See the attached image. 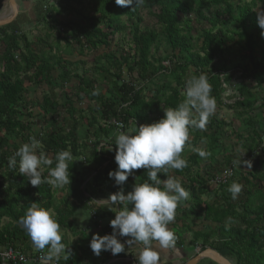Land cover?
Returning a JSON list of instances; mask_svg holds the SVG:
<instances>
[{
  "label": "trees",
  "instance_id": "obj_1",
  "mask_svg": "<svg viewBox=\"0 0 264 264\" xmlns=\"http://www.w3.org/2000/svg\"><path fill=\"white\" fill-rule=\"evenodd\" d=\"M33 1V23L41 24L40 34L34 35V41L20 25H15L17 23L0 27V250L8 245L21 249L30 247V236L21 220L33 203L54 211L61 230L73 231L71 217L78 208L94 210L99 218L107 214L95 202L101 192L122 189L127 194L135 184L147 180V171L143 168L134 170V176H129L122 186L109 177V172L118 167L112 134L128 129L131 124L139 127L163 118L164 109L176 108L185 99L186 81L193 76L206 75L216 105H225L239 115L253 111L259 102L257 93L264 90V29L258 24L260 15L252 10V1L144 0L137 7L134 4L121 7L115 0ZM3 2L0 0V9ZM143 11L154 20V26L139 28ZM189 13L196 23L195 29L190 25L191 19L185 17ZM128 22L131 24L130 50L116 54L109 50V38L124 31ZM229 23L234 25L233 29H229ZM161 40L171 51L165 58L152 51ZM241 40V50L247 53L244 57L248 59L242 66L227 56ZM259 47L261 55L257 57L255 50ZM73 53L95 57L94 80L73 73L78 80L76 96L85 98L87 112L74 108L69 102L67 118L58 123L53 114L59 104L44 95L35 106L39 104L43 116H52L51 128L34 135L30 123L20 118L25 113L31 114L33 101L27 99L28 86L43 83L53 90L57 79L67 82L71 78L70 62L64 56ZM234 70L239 72V83L224 96L223 85L229 84ZM125 73L130 81L123 79ZM100 85L105 87L104 93ZM262 98L260 106H264V96ZM117 122L121 127L116 126ZM248 122L254 125L251 120ZM79 125L84 126L86 132L82 141L76 135ZM224 125L225 121L213 115L206 130L190 129V144L186 147L190 146L191 151L182 156L188 167L182 171L169 170L190 192L188 206L181 210L179 219H198L185 228L192 235L191 243H198L200 250L209 247L221 251L235 264H264V190L256 182L264 180V144L260 147L252 138L243 158L250 160L252 167L243 165V170L236 174L233 163H229L234 171L225 184L209 189L208 181L199 171L201 164L213 160L221 145ZM33 136L41 142L38 152L43 151L54 161L52 166L44 167L45 178L50 167H55L57 152L70 150L73 155L69 163L71 184L60 188L59 199L53 186L43 183L36 188L20 175L19 157L14 168L10 165V158ZM17 138L21 139V144L16 142ZM111 147L112 150H108ZM194 148L204 149L210 155L201 158ZM258 148L260 155L255 153ZM161 174H158L160 178ZM234 181L243 185L236 200L227 191ZM202 195L214 200H203ZM207 221L216 223L215 229L195 230V226ZM103 228L113 231L110 224ZM107 259V251L96 256L92 250H83L80 257L74 251L63 261L103 264ZM198 264L215 263L200 261Z\"/></svg>",
  "mask_w": 264,
  "mask_h": 264
},
{
  "label": "clouds",
  "instance_id": "obj_2",
  "mask_svg": "<svg viewBox=\"0 0 264 264\" xmlns=\"http://www.w3.org/2000/svg\"><path fill=\"white\" fill-rule=\"evenodd\" d=\"M143 3L144 0H115V4L121 7L133 4L137 7ZM258 24L264 29V19L259 16ZM211 93L212 85L206 75L193 76L186 81L185 99L176 108L164 109L163 118L152 124L136 126L131 134L121 132L116 135L115 162L118 167L109 172V177L114 179L116 185L122 186L129 176H134V170L143 168L147 171V180L135 184L127 194L121 189L107 199L97 201L110 205L106 208L115 213V218L110 221L111 234L92 236L89 246L94 255L99 256L102 251H110L112 255L124 253L125 243L118 237L129 238L126 243L130 246L141 245L137 264H159L157 247H174L176 236L168 225L175 220L176 209L180 202L189 199L190 192L179 179L167 176L162 180L158 174H167L170 169L182 171L188 167L182 153L190 144V129L206 130L210 117L216 112V99ZM40 144L36 137H30V142L23 144L10 158V165L14 168L16 157H19L20 175L27 178L33 187L39 188L43 183L56 188L70 185L71 151L57 152L55 167H50L45 178L42 175L44 167L52 166L54 161L43 151L38 152ZM108 150H112V147ZM193 150L201 158L210 155L201 148ZM241 165L251 168L252 162L243 158L233 161L234 167L241 168ZM242 190L243 185L236 181L227 189L233 200L239 198ZM21 223L38 250L49 248L45 259L49 264H55L54 257L58 259L65 246L60 225L50 211L33 203Z\"/></svg>",
  "mask_w": 264,
  "mask_h": 264
},
{
  "label": "rangeland",
  "instance_id": "obj_3",
  "mask_svg": "<svg viewBox=\"0 0 264 264\" xmlns=\"http://www.w3.org/2000/svg\"><path fill=\"white\" fill-rule=\"evenodd\" d=\"M18 7V12L15 17V19L12 21L9 25H14L13 23H17L15 25H20L22 30L26 33L28 38L32 41L34 38V35H38L39 29L41 28V24L35 25L33 23V15H32V6L34 1L33 0H15ZM233 2H242V3H252V10L255 11L260 15L261 19H264V0H232ZM3 7V6H2ZM2 10V9H1ZM0 10V11H1ZM4 11V10H3ZM2 11V12H3ZM0 12V14L2 13ZM187 18L191 19L190 25L192 29H195L196 23L194 20H192V14H185ZM142 21L139 22V28L140 29H146L154 26V20L147 14L146 11H143L142 14ZM62 19H65L63 16ZM70 18V16H69ZM74 20H77L73 17ZM128 22L126 25V29L121 32H116L112 37L109 38V50L115 51L116 54L118 53H128L130 50V43L129 39L131 37V34L129 32V29L131 28V24ZM229 29H233L234 25L232 23H229L228 25ZM195 32L192 31V35L194 36ZM243 43V40H241V44L233 45L231 52L227 55L229 58L233 59L234 62H236L238 65H244L248 63V59L244 56L247 54L246 52L241 50V45ZM262 44V43H261ZM40 46L37 45V48ZM101 50V49H100ZM156 53V55L165 58L167 55H171V51L169 47L163 42V40L158 42L157 48L155 46V49H153ZM261 47L256 48L255 52L257 57H260L261 55ZM103 50L99 53L101 54ZM97 54V55H99ZM96 55V56H97ZM64 58L70 62L69 66V72L71 75V78L67 80V82H62L59 79L56 80L53 84V90L49 88L45 84L41 85H31L28 86L27 91V99L31 102L33 101V104L29 107L31 108L29 111L31 114L28 116L25 113V116H21V119H24V121H28L30 123L31 131L34 135H37L39 132H44L46 130H49L51 128V125L49 122H51V115L43 116V113L41 112L39 108V101L42 99L44 95H49L52 99L58 102L59 106L56 109V112L53 114L54 118L58 123H60L63 118H67V111H66V104L69 102H72V105L76 109H81L87 112L86 103L87 101L85 98H77L76 96V85H77V78L73 75H85L89 79H93L96 77L95 73L93 72L92 68L94 66L93 60L94 55L90 54L89 56H81L77 53H73L69 56H64ZM164 63V60L162 61ZM162 63V64H163ZM155 64V62H154ZM239 72L233 71L232 78L229 81V84L226 83L223 85L225 96L228 93H231L232 90L229 88L236 87L239 83ZM134 78V77H133ZM123 79L129 80L130 77L128 74H123ZM95 86V83L93 84ZM230 85V86H229ZM101 86V85H100ZM229 86V87H228ZM100 90H102V93L105 91V87L101 86L99 87ZM259 97V102L254 106L253 111L248 113V115H239L237 111L233 109H229L228 107L224 106H217L216 112L214 116L219 118L222 121H225V125L222 127V137H221V145L218 149H216L214 158L210 162H205L199 166V171L203 178L207 180V186L209 189L214 188L211 184H209L210 178L217 174L221 169L228 166L229 163H233L234 160H242L248 153L249 145L252 143V138H255V141L259 144L261 147L264 144V106H260L263 103V96H264V90L261 93H257ZM227 101V102H226ZM35 102H38L35 106ZM224 102L229 103V100H224ZM94 103H92L93 105ZM249 118V119H248ZM251 120V122L254 124L253 126L248 122ZM136 128V125L131 124L128 129L122 131L126 134H131V130ZM256 132V134H255ZM85 127L82 125H79L77 127V138L79 141H82L85 139ZM121 133L120 130L114 131L112 134V137H116ZM111 136V135H109ZM93 139V138H90ZM17 143L21 144V139L17 138L15 139ZM188 150L191 151V147H187ZM187 150V151H188ZM186 150L182 153V156L184 155ZM188 151V152H190ZM187 152V153H188ZM257 154H261L260 148L255 152ZM245 154V155H244ZM244 156V157H243ZM87 166V165H86ZM234 167V166H233ZM88 168V167H87ZM262 169L261 167H259ZM234 170H236V174L238 172L243 170V165H241V168L234 167ZM238 175H236L237 177ZM257 184L262 187L264 190V180L261 183L260 181H256ZM55 191V196L57 199L61 197V190L60 188L53 187ZM94 189V188H93ZM95 191V190H94ZM103 194L111 195L116 192L103 191L101 192ZM203 200L207 199L209 202H212L214 200V197H206L204 195L201 196ZM190 199V197H189ZM98 200V199H97ZM50 213L54 216V211H50ZM3 222H6V219H3ZM192 237V235L190 234ZM187 237L188 242L189 237ZM190 244V243H189ZM188 248V247H187ZM31 250H33L31 248ZM198 248L196 249V251ZM191 256V255H190ZM192 257V256H191ZM189 258V256H188ZM232 262L234 260L230 258ZM235 263V262H234ZM183 264V263H182Z\"/></svg>",
  "mask_w": 264,
  "mask_h": 264
},
{
  "label": "crops",
  "instance_id": "obj_4",
  "mask_svg": "<svg viewBox=\"0 0 264 264\" xmlns=\"http://www.w3.org/2000/svg\"><path fill=\"white\" fill-rule=\"evenodd\" d=\"M7 5H8L7 0H4V2L2 4L3 7H1L2 10L0 9L1 10L0 12H2L4 9L6 10ZM185 150L186 151H185L183 156H185L186 153L188 151H190L187 149V147L185 148ZM167 176H172L174 178H177L181 182V179L179 177L175 176L172 172H168L167 174L162 173L161 179L162 180L167 179ZM181 184H182V182H181ZM109 196L110 195L100 193L97 199L98 200L107 199ZM97 199H96V201H98ZM96 203L99 204V206H101L103 212L107 213L104 217L100 218L101 226H98L97 223L91 218L89 209L78 208L71 217V227H74L73 228L74 230L70 231L69 229H66V230L60 229V234L62 236V243L65 246V251H62L59 254L58 259H56L54 257L55 261L56 260H64L66 258V256L68 255V253H70V252L75 251V252H77V256L80 257L83 250H85L86 252L90 251L91 249H90L89 244H90V241L92 239V236L94 234H99L100 236H102V233H103L102 232V226L110 224V221L115 218V213L110 211L108 208H106V207H111V206L107 205L105 201H100L99 203L98 202H96ZM187 206H188L187 201L180 202L178 208L176 209L175 220L168 225L169 229L176 236V241H175L174 247L169 248V249H161V248L157 247V252L160 256L159 264H182L187 259H189L191 256H193L196 253V249L199 247L198 243H196V244L191 243V236H190L191 233H190V231H188L185 228L192 223L198 222V219L188 218L186 221H182L181 219H179V217L181 215V210ZM113 210L115 211V209H113ZM216 226H217L216 223L207 221L204 223V225L195 226V230L207 231L208 229H215ZM188 236H190L189 242L187 240ZM118 239H120L122 243H125V252L124 253L126 256H123V257L114 256L113 258H108L103 264H127L128 259H130V258L137 259L138 258L139 253L141 251V245H139V244H135L133 246L128 245L126 243V241L129 238H127V237H118ZM28 245L30 247L23 249V250H26V251L28 249L31 250L30 248H32L34 250L36 248L34 246L32 240H31V238L29 239ZM48 253H49V249L46 250V255H48ZM220 253L222 255H224L223 252L220 251ZM188 256H189V258H188ZM228 259H230V258H228ZM84 261H85V259L83 260V258H82V262H84ZM209 261L210 260H208V259H203L201 262H203V263L207 262L208 263ZM0 264H2L1 261H0ZM29 264H32V263H29ZM42 264H49V262L46 260Z\"/></svg>",
  "mask_w": 264,
  "mask_h": 264
},
{
  "label": "built area",
  "instance_id": "obj_5",
  "mask_svg": "<svg viewBox=\"0 0 264 264\" xmlns=\"http://www.w3.org/2000/svg\"><path fill=\"white\" fill-rule=\"evenodd\" d=\"M116 126L121 127V123L117 122ZM233 168L231 166L221 169L217 174H214L210 180L209 184L213 187L227 183L232 175ZM90 179V175L86 177L85 181L87 182ZM87 195V194H86ZM97 202V201H95ZM91 218L97 223L98 226H101L100 218L97 216V213L94 210H90ZM102 236L111 234L112 231L109 229H104L102 226ZM199 248V247H198ZM200 249V248H199ZM46 250L43 251L35 248L34 250H23L12 245H8L3 250H0V261L2 264H42L46 261ZM108 258H113L115 255H112L110 251H107ZM55 264H71L63 260H56ZM127 264H137V259L130 258L128 259Z\"/></svg>",
  "mask_w": 264,
  "mask_h": 264
},
{
  "label": "water",
  "instance_id": "obj_6",
  "mask_svg": "<svg viewBox=\"0 0 264 264\" xmlns=\"http://www.w3.org/2000/svg\"><path fill=\"white\" fill-rule=\"evenodd\" d=\"M7 3V8H10L12 12L7 19L0 21V27H4L11 24L18 12V5L15 0H7ZM203 259H208L214 262L215 264H235L230 259L222 255L220 252L209 247L204 248L203 250H200L198 248L196 253L192 257L187 259L183 264H198Z\"/></svg>",
  "mask_w": 264,
  "mask_h": 264
},
{
  "label": "bare ground",
  "instance_id": "obj_7",
  "mask_svg": "<svg viewBox=\"0 0 264 264\" xmlns=\"http://www.w3.org/2000/svg\"><path fill=\"white\" fill-rule=\"evenodd\" d=\"M12 10L10 8H7L6 10L0 14V21L7 19L11 15Z\"/></svg>",
  "mask_w": 264,
  "mask_h": 264
}]
</instances>
